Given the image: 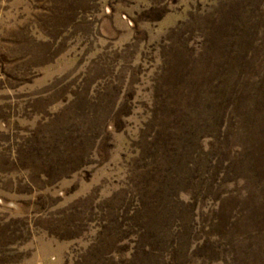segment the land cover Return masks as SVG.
I'll use <instances>...</instances> for the list:
<instances>
[{
  "label": "rangeland",
  "instance_id": "rangeland-1",
  "mask_svg": "<svg viewBox=\"0 0 264 264\" xmlns=\"http://www.w3.org/2000/svg\"><path fill=\"white\" fill-rule=\"evenodd\" d=\"M220 25L227 38H263L264 0H0V264H125L136 240L118 193L153 87L172 49L197 52ZM115 102L131 111L99 129L110 160L58 182L41 177L35 157L51 138ZM215 210L209 202L203 213ZM101 234L106 245L88 255Z\"/></svg>",
  "mask_w": 264,
  "mask_h": 264
},
{
  "label": "trees",
  "instance_id": "trees-1",
  "mask_svg": "<svg viewBox=\"0 0 264 264\" xmlns=\"http://www.w3.org/2000/svg\"><path fill=\"white\" fill-rule=\"evenodd\" d=\"M215 26L199 51L172 49L153 87L150 121L134 142L129 184L118 193L127 203L125 235L136 240L125 264H257L263 254L264 37L227 38ZM101 105L83 116L84 129L54 135L35 157L41 177L58 182L110 160L112 140L99 129L119 126L131 109L127 102ZM209 202L216 210L206 217ZM105 236L88 255L106 245Z\"/></svg>",
  "mask_w": 264,
  "mask_h": 264
}]
</instances>
